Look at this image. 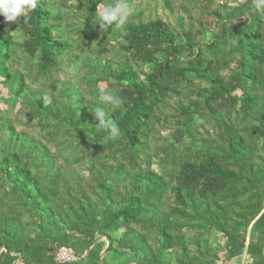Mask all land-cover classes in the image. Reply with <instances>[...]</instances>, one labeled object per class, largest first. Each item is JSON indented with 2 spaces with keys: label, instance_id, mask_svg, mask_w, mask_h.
Wrapping results in <instances>:
<instances>
[{
  "label": "trees",
  "instance_id": "trees-1",
  "mask_svg": "<svg viewBox=\"0 0 264 264\" xmlns=\"http://www.w3.org/2000/svg\"><path fill=\"white\" fill-rule=\"evenodd\" d=\"M115 2L0 15V264H264V10Z\"/></svg>",
  "mask_w": 264,
  "mask_h": 264
},
{
  "label": "clouds",
  "instance_id": "clouds-1",
  "mask_svg": "<svg viewBox=\"0 0 264 264\" xmlns=\"http://www.w3.org/2000/svg\"><path fill=\"white\" fill-rule=\"evenodd\" d=\"M36 6L37 0H0V15L5 18L6 22H16L20 17L26 18L29 11L35 9ZM255 7L257 11L264 10V0H256ZM96 14L100 21V28L106 31L109 26L125 25L132 15V10L126 0H116L115 3L107 4L103 8L99 4ZM99 99L103 104H111L113 107H118L120 104L119 99L111 93H101ZM44 100L45 103L50 102L48 97ZM94 115L99 121L98 126L107 131L110 136L119 134L118 126L107 119L102 108L95 111Z\"/></svg>",
  "mask_w": 264,
  "mask_h": 264
},
{
  "label": "built area",
  "instance_id": "built-area-1",
  "mask_svg": "<svg viewBox=\"0 0 264 264\" xmlns=\"http://www.w3.org/2000/svg\"><path fill=\"white\" fill-rule=\"evenodd\" d=\"M57 261L59 262H74L77 258L73 255V253L67 249H62L58 252L56 256Z\"/></svg>",
  "mask_w": 264,
  "mask_h": 264
},
{
  "label": "rangeland",
  "instance_id": "rangeland-1",
  "mask_svg": "<svg viewBox=\"0 0 264 264\" xmlns=\"http://www.w3.org/2000/svg\"><path fill=\"white\" fill-rule=\"evenodd\" d=\"M105 87V85H101V88L103 89Z\"/></svg>",
  "mask_w": 264,
  "mask_h": 264
}]
</instances>
